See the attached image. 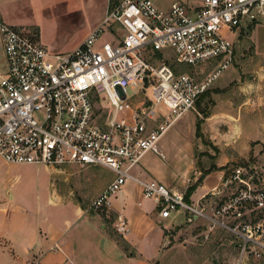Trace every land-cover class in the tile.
<instances>
[{"label": "built area", "instance_id": "obj_1", "mask_svg": "<svg viewBox=\"0 0 264 264\" xmlns=\"http://www.w3.org/2000/svg\"><path fill=\"white\" fill-rule=\"evenodd\" d=\"M263 21L264 0H199L193 6L175 0L168 10L153 0H122L76 49L53 54L36 33L0 19L7 64L0 73L1 159L52 171L71 164L105 168L115 178L90 209L105 210L133 181L162 219L184 211L208 223H202L206 239L217 228L231 234L237 251L232 264H264L263 166L222 169L218 187L200 207L185 193L133 174L147 153L164 158L161 137L232 63L238 36ZM105 32L112 41L101 39ZM165 52L191 69L214 65L213 71L200 81L149 58ZM117 220L116 231L128 233L125 220Z\"/></svg>", "mask_w": 264, "mask_h": 264}, {"label": "rangeland", "instance_id": "obj_2", "mask_svg": "<svg viewBox=\"0 0 264 264\" xmlns=\"http://www.w3.org/2000/svg\"><path fill=\"white\" fill-rule=\"evenodd\" d=\"M153 1L159 8L166 9L175 0ZM103 12L102 0H42L41 12L31 18L34 21H30L38 23L41 39L49 49L63 52L78 41L82 30H88L93 21L102 20ZM7 18L10 19L8 15ZM255 28L252 36H238L232 63L212 83L209 89L211 93L201 100V106L195 105L194 110L185 114L164 133L163 142L168 152L161 159L164 163L178 166V157L182 155L189 138L196 158V168L202 170V173L212 167L228 170L238 164L264 167V21ZM101 39L112 41L108 32ZM159 54L149 58L156 62L166 60L176 73L189 74L200 81L214 68L213 65L205 69H191L186 64L175 62L171 52ZM6 67L0 36V73ZM129 94L134 97L132 91ZM100 97L104 105L110 104L104 99L105 95ZM99 107L97 104L96 108L101 112ZM161 143L162 140L160 147ZM105 173L107 171L101 167L82 168L75 164L56 171L38 165L9 166L0 157V204L6 206L11 203L14 206L9 207V217L15 216L17 212L14 208L19 207L20 214L25 217L27 210L35 216L59 220L68 215L71 209L70 206L61 205L72 201L80 203L90 212L95 211L90 207L96 193L109 182ZM194 174L195 171L189 176L190 186L202 175ZM94 176L96 178L93 180ZM173 190L179 193L186 191L179 187ZM49 199L53 201L50 204ZM99 212L105 214L104 209ZM184 213L174 212L176 221L180 219L183 222ZM2 218L3 214L0 215ZM26 219L19 215V228L14 226L13 232L12 228L3 230L2 236L7 238L6 235L12 232L8 237L11 235L18 240L21 231L31 235V223ZM202 223L208 224L204 220ZM205 231L202 225L176 234L163 249L159 264H232L237 257L234 237L217 228L206 239Z\"/></svg>", "mask_w": 264, "mask_h": 264}, {"label": "crops", "instance_id": "obj_3", "mask_svg": "<svg viewBox=\"0 0 264 264\" xmlns=\"http://www.w3.org/2000/svg\"><path fill=\"white\" fill-rule=\"evenodd\" d=\"M120 1L122 0H113V2L112 0H102L103 19L93 21L88 30H82L78 41L68 48V51L63 52L49 49L41 39L40 26L37 22H31L34 21L31 18L41 12L42 0H0V19L17 29L34 31L40 43L51 53L66 54L76 49L94 29L101 26L108 11ZM184 2L190 6L195 4L188 0ZM169 7L162 10H168ZM7 15L10 19L7 18ZM255 27L251 29V36L256 30ZM156 122L158 124L160 120ZM161 140V147L166 156L168 152L165 149L163 136ZM161 159L163 158L154 153H147L133 170V174L142 180H154L171 189L179 187L186 191L190 186L188 184L189 176L194 171L195 176L202 174V170L196 168V158L189 138L186 140L182 155L178 157V166H171L170 163L167 165ZM216 168L217 170L205 175L197 186L189 199L192 205L202 206V197L218 187V176L222 169ZM103 169L107 171L105 174L109 178V182L101 190H97L94 200L115 178L113 172ZM167 170H169L168 173ZM95 178V176L92 177L93 180ZM197 179L198 177L195 178V180ZM52 202L49 199V204ZM61 206H70V213L62 216L59 220H54L48 216H35L27 210H24L26 217L22 216L19 207L14 208L17 212L16 215L9 217V207L13 208L14 206L11 203L6 206L0 204V215H4V218L0 219V264H159L163 249L169 244L171 238L176 234L179 235L202 226L201 218L186 212L183 222L180 219L176 221L174 214L168 219H162L158 215L157 204L152 200L144 199L141 187L133 181L127 182L111 198L109 207L105 208V214H101L99 211L90 212L80 203L74 201ZM19 215L29 220L31 223L29 228L32 229V233L27 235L25 231H21L19 237L21 240H16L8 235L13 232L14 226L19 228L17 223ZM118 216H121L126 222L128 233L125 235L116 231ZM11 228L12 232L6 235L7 238H4L2 231H8ZM7 244L8 246H6ZM3 247L8 248L3 250Z\"/></svg>", "mask_w": 264, "mask_h": 264}, {"label": "trees", "instance_id": "obj_4", "mask_svg": "<svg viewBox=\"0 0 264 264\" xmlns=\"http://www.w3.org/2000/svg\"><path fill=\"white\" fill-rule=\"evenodd\" d=\"M251 31H252V30H250V31L248 32V34H250ZM156 55L159 56L160 54L157 53ZM173 69H174V68H173ZM175 72H176V71H175ZM210 93H211V91L208 90L204 95H202V97L197 101L196 106L200 107V106H201V100L203 101V99H204L205 97H208V96L210 95ZM202 112H204V111L202 110ZM205 114H206V113H205ZM199 126H200V125H199V123H198V125H197V129H199ZM214 170H217V168H216V167H212V168L209 169L208 171H204V172L202 173V175H201L202 177H200L194 185H191V186L188 187L187 191L185 192V200H186L187 202H189V199H190V197L192 196V194L194 193V191L196 190L197 186L202 182L203 177H204L205 175H207V174L213 172ZM118 240H119V239H118ZM120 243H121V242H120ZM155 264H158V263H155ZM251 264H255V263H254V262H251Z\"/></svg>", "mask_w": 264, "mask_h": 264}]
</instances>
